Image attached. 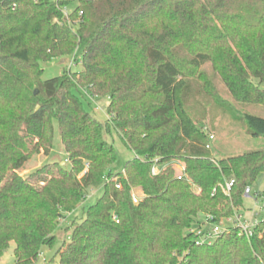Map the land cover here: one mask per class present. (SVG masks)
Wrapping results in <instances>:
<instances>
[{
	"label": "trees",
	"instance_id": "1",
	"mask_svg": "<svg viewBox=\"0 0 264 264\" xmlns=\"http://www.w3.org/2000/svg\"><path fill=\"white\" fill-rule=\"evenodd\" d=\"M78 1L67 16L68 0H0V264L12 245L13 264H37L79 207L70 241L46 264H264V217L251 237L228 226L197 244L190 231L200 215L235 218L264 176V148L218 157L206 107L194 114L202 90L234 110L207 65L236 102L264 105V0ZM73 55L80 70L43 78V63ZM83 91L108 98L104 123ZM232 116L264 137V116ZM56 125L66 163L20 174L50 153ZM113 130L134 152L116 173ZM155 159L164 166L157 175ZM95 188L101 195L84 206Z\"/></svg>",
	"mask_w": 264,
	"mask_h": 264
},
{
	"label": "rangeland",
	"instance_id": "2",
	"mask_svg": "<svg viewBox=\"0 0 264 264\" xmlns=\"http://www.w3.org/2000/svg\"><path fill=\"white\" fill-rule=\"evenodd\" d=\"M68 5L66 7L67 11L73 10L77 5H79L78 0H68ZM82 51L77 50L76 56L81 57ZM75 55L70 57L54 58L48 62L43 63L44 72L43 78L50 79L59 75L63 70L71 68V60ZM81 65L74 62L72 70H80ZM205 72L208 77L212 80L216 87V91L222 97L224 101L223 105L227 107H234L233 111L226 110L217 107L214 100L210 97H207L203 92L198 94V100L201 105L197 102H194V111L196 116H201L203 108L207 111L209 115L202 118V123H207L212 128V134L214 135L213 150L214 154L218 157L222 155H237L242 154L248 151L264 148V137H253L249 134L247 127L244 125L243 121L238 118H234L232 115H239L244 111L262 115L264 116V105L260 104H244L236 102L226 86L221 81V78L216 74L212 66L207 65ZM264 86V84H263ZM82 96L86 108L91 111L101 122H105L109 118V114L106 111V106L108 104L107 97H92L87 94L86 91H83ZM203 117V116H202ZM106 140L113 144L118 152V158L116 162L111 166V171L121 172L124 170L125 163L134 157V152L131 151L121 139V136L113 130L112 133L106 134ZM65 160V161H64ZM54 161H63L66 163V154L64 151L63 144L59 135L58 125L55 126V135H54V144L53 148L49 154H44L43 152L34 155L31 160H29L26 165L19 170L20 174L27 175L34 172L37 168L41 167L44 164L51 163ZM67 167H69V162H67ZM176 172L178 175H184V163L176 161L173 163ZM164 166H162L163 168ZM251 193L245 195L244 197V206L240 208L238 215H241V218L244 220H255L264 217V176H260L259 179L250 187ZM102 193V188H95L89 192L88 198L84 202V206L94 203L98 196ZM137 195L141 194V191L136 192ZM82 216V207L77 208L73 212H69L61 220L60 226L57 230V242L53 248L48 246L43 248V253L38 260L37 264H46L59 260V256L56 254L58 247L64 242L65 244L70 241L71 235V225L75 220L79 219ZM205 219L204 215L199 216V220L203 221ZM236 220L225 221L220 225L222 230L228 226H235ZM13 246L6 253L3 258V262L6 264H13L14 254Z\"/></svg>",
	"mask_w": 264,
	"mask_h": 264
},
{
	"label": "built area",
	"instance_id": "3",
	"mask_svg": "<svg viewBox=\"0 0 264 264\" xmlns=\"http://www.w3.org/2000/svg\"><path fill=\"white\" fill-rule=\"evenodd\" d=\"M66 15L68 16V11H65ZM75 62V57L72 58L70 65L73 66ZM211 139L214 138V135L210 136ZM159 159H155V165L152 168V173L154 175H157L161 172L162 166L159 165L158 162ZM185 169V167H184ZM233 186V181L228 182L225 187V191L228 193ZM117 187H120V184H117ZM251 193V188L247 187L245 190V195H249ZM139 197L137 195L134 196V201H138ZM213 217L211 215L205 216V219L203 221H199L198 224H196L195 227L191 228L190 231L196 236V243H211L213 242L220 234H222L224 230L220 227L222 223L225 221H231L236 220L235 226L239 227L240 234H243L247 237H251L254 233V227L258 224L259 219L255 220H244L241 218V215H236L235 218H226L221 223H213L212 222Z\"/></svg>",
	"mask_w": 264,
	"mask_h": 264
},
{
	"label": "water",
	"instance_id": "4",
	"mask_svg": "<svg viewBox=\"0 0 264 264\" xmlns=\"http://www.w3.org/2000/svg\"><path fill=\"white\" fill-rule=\"evenodd\" d=\"M38 92V90H35V93H37ZM37 108H39V106H37Z\"/></svg>",
	"mask_w": 264,
	"mask_h": 264
}]
</instances>
